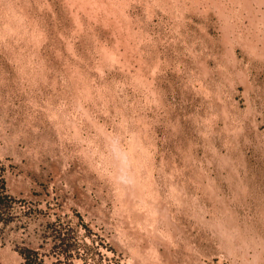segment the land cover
Returning a JSON list of instances; mask_svg holds the SVG:
<instances>
[{
	"label": "rangeland",
	"instance_id": "374dc122",
	"mask_svg": "<svg viewBox=\"0 0 264 264\" xmlns=\"http://www.w3.org/2000/svg\"><path fill=\"white\" fill-rule=\"evenodd\" d=\"M0 264H264V0H0Z\"/></svg>",
	"mask_w": 264,
	"mask_h": 264
}]
</instances>
